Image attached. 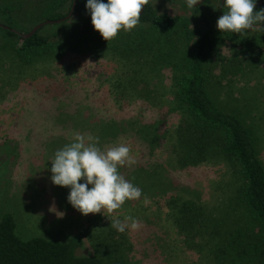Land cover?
I'll return each mask as SVG.
<instances>
[{"label":"rangeland","instance_id":"374dc122","mask_svg":"<svg viewBox=\"0 0 264 264\" xmlns=\"http://www.w3.org/2000/svg\"><path fill=\"white\" fill-rule=\"evenodd\" d=\"M72 2L65 0L54 10L68 15ZM86 3L76 0L69 19L38 30L50 38L41 55L27 51L20 56V35L48 21V0H0V25L18 33L0 31V221L11 215L15 234L23 241L64 243L77 235L81 245L76 255L97 256L104 264H214L207 232L175 226L177 207L198 204L214 224L229 228L253 222L235 200L239 181L224 155L202 164L186 156L184 140L193 144V138L182 132L193 121L174 98L180 75L175 66L192 39L209 32L213 48L205 64L207 95L214 107L242 123L264 168V32L219 31L220 0L191 9L186 0H149L157 14L175 19L174 37L149 54L147 62L135 64L132 58L122 66L125 43L149 25L139 22L109 41L97 31L91 40L84 38L81 22L91 15ZM4 7L12 10L4 12ZM97 114L105 120L102 125L125 124L127 133L98 135L95 126L103 120ZM132 123L156 128L142 136L130 128ZM77 133L99 137L102 150L130 145L135 163L119 172L142 190L139 199L105 216L81 215L71 206L70 188L53 185L50 168L55 152ZM127 215L142 227L120 233L111 226L113 219L123 221Z\"/></svg>","mask_w":264,"mask_h":264},{"label":"trees","instance_id":"16d2710c","mask_svg":"<svg viewBox=\"0 0 264 264\" xmlns=\"http://www.w3.org/2000/svg\"><path fill=\"white\" fill-rule=\"evenodd\" d=\"M64 1L48 0L47 20L58 21L67 16L54 10ZM258 2L260 4L255 6L254 11L264 9V0H257L256 3ZM11 10L3 8L4 12ZM140 23L148 24L149 28L125 43L124 55H120L119 61L122 66L132 58L136 59L135 64L147 62L148 55L169 44L176 31L175 19L166 14H157L150 4L142 9ZM0 31H4L8 36H16L9 29L0 27ZM95 33L90 15L81 22L80 35L91 40L90 37ZM49 39L39 35L38 31L28 39L20 37L21 46L16 50L17 54L21 56L30 51L31 54L34 53L32 56L41 55L48 46ZM212 48L209 32H204L203 35L192 39V43L187 45L180 66H175L180 69V75L174 84V98L183 105L186 117L193 121L192 125H188L182 132L192 136L193 144L184 140L186 146L183 149H187V157L195 158L192 160L193 164L205 163L218 153L226 157L239 181L235 200L245 207L253 226L229 228L224 223L214 224V220L207 218L205 211L198 204L178 206L175 226L179 231L192 230L201 234L207 232L208 237L212 239L207 251L212 255L214 264H264V168L258 158L253 139L242 123L235 116L225 114L214 107L207 95L204 87L205 64ZM97 118L103 120L98 121L95 126L98 135L119 137L127 133L128 126L125 124L102 125L105 120L98 114ZM134 124L132 123L130 128L142 136H148L156 128L148 130ZM186 156L182 158L190 162L192 158ZM80 245L81 240L77 235L64 243L42 238L23 241L15 234V222L11 215L4 216L0 221V264H104L97 256L76 255V249Z\"/></svg>","mask_w":264,"mask_h":264},{"label":"clouds","instance_id":"9594fccd","mask_svg":"<svg viewBox=\"0 0 264 264\" xmlns=\"http://www.w3.org/2000/svg\"><path fill=\"white\" fill-rule=\"evenodd\" d=\"M148 3L149 0H107L106 3L87 0L85 7L90 11L93 29L109 41L121 30L128 32L136 27ZM186 3L191 9L199 0H186ZM255 6L256 0H223L222 8L226 11L217 19L216 28L223 33L242 34L257 28L264 32V9L254 11ZM98 144L99 137L77 133L51 160L52 184L70 188L68 202L85 216L113 214L126 201L137 200L142 195V190L119 172L121 166L135 163L130 145L118 144L102 150ZM111 226L123 233L126 229L137 231L142 224L127 215L123 221L113 219Z\"/></svg>","mask_w":264,"mask_h":264},{"label":"water","instance_id":"95a60500","mask_svg":"<svg viewBox=\"0 0 264 264\" xmlns=\"http://www.w3.org/2000/svg\"><path fill=\"white\" fill-rule=\"evenodd\" d=\"M203 1V0H202ZM75 5H76V0H73V2H72V6H71V8H70V11H69V13H68V15L64 18V19H62V20H66V19H69L70 17H71V15L73 14V12H74V8H75ZM62 20H58L57 22H61ZM48 23H51V22H44V23H42V24H39V25H37L36 27H34L32 30H31V32H29L27 35H20V37L21 38H23V39H28V38H30L32 35H34L41 27H43L44 26V24H48ZM0 27L1 28H4V29H8L7 27H4V26H2V25H0ZM11 32H13V33H15V34H17L18 35V33L16 32V31H14V30H11V29H9Z\"/></svg>","mask_w":264,"mask_h":264},{"label":"flooded vegetation","instance_id":"af4514ba","mask_svg":"<svg viewBox=\"0 0 264 264\" xmlns=\"http://www.w3.org/2000/svg\"><path fill=\"white\" fill-rule=\"evenodd\" d=\"M206 0H199V3L197 4V5H202V4H204V2H205ZM257 1V0H256ZM222 4H223V0H220V4H219V7H218V10H219V15L221 16L223 13H222ZM260 4V2H258V3H256V5H259ZM197 5H195L196 7H197ZM194 6V7H195ZM144 8V7H143ZM141 13H142V11H141ZM47 22H51V23H55V22H57V21H50V20H48ZM51 23H49V24H51Z\"/></svg>","mask_w":264,"mask_h":264}]
</instances>
